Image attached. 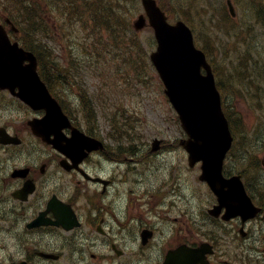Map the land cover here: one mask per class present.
I'll return each mask as SVG.
<instances>
[{
    "label": "flooded vegetation",
    "instance_id": "flooded-vegetation-1",
    "mask_svg": "<svg viewBox=\"0 0 264 264\" xmlns=\"http://www.w3.org/2000/svg\"><path fill=\"white\" fill-rule=\"evenodd\" d=\"M17 34L7 30L11 42ZM44 113L0 90V264H264V197L256 204L261 215L248 222H223L189 199L149 216L143 195L118 215L126 201L124 159L109 156L104 142L83 157L64 153L63 137L31 130ZM96 159L118 167L105 173Z\"/></svg>",
    "mask_w": 264,
    "mask_h": 264
},
{
    "label": "rangeland",
    "instance_id": "rangeland-1",
    "mask_svg": "<svg viewBox=\"0 0 264 264\" xmlns=\"http://www.w3.org/2000/svg\"><path fill=\"white\" fill-rule=\"evenodd\" d=\"M158 1L160 2V0ZM231 1L235 4L234 19L228 18L225 8L226 0H186L183 5H180L177 0H174L173 3L164 0L161 2V7L171 23L186 18V21L198 34L202 48L217 61L219 81L222 87L226 88L223 89L224 105L228 108L232 119L239 114L245 127L241 133L236 134V146L241 143L245 150L250 152L258 150L256 153L258 155L257 161L254 162V165L249 164V160L240 164L234 159H229L228 167H232V171H241L247 176L253 173L254 176L262 175L259 178H264V115L259 114L264 113V96L252 98L254 105L259 104L261 106L257 111L252 107L250 98L240 99L238 96L229 94L234 87H237L232 83L233 79L227 77L230 73L222 60L223 58L234 64L236 56L244 52L243 43L249 44L252 32L257 31L253 26V14L255 11L261 10V4L254 2L258 0ZM205 6L218 18L226 16L230 33L234 36L236 31H241L243 43H237L234 37L228 38L224 32H219L217 27L211 29V25L207 23L210 12H207V16H205L203 9ZM11 7H13V3L9 5V9ZM122 8H125V16L123 11L120 12L119 16L127 18L129 24L137 14L142 12L139 2L135 10L128 9L127 4L126 6L124 4ZM8 14L7 9L0 10V21L2 16ZM50 17L53 19L51 14ZM58 25L59 23L52 20L46 22L45 28L50 30L53 28L56 36L59 34L62 39L58 37L54 43L50 40L46 41L52 57L51 62H49L50 69L45 64V74L49 76L51 83H55V89L62 95L64 101L79 107L80 98L75 93L77 92L75 79L68 78L72 85L65 83V76L59 68L67 65L76 68L78 64H81V68H77L81 75L79 81L82 82L93 99L100 135L107 140L108 146H119L122 150L126 145L131 146L129 153L122 156L124 161L119 165L120 171L124 173L125 182L121 189L123 191L126 189V201L121 202L118 215L123 213L125 203L130 198L134 199L137 196L141 198L143 195L144 201H147L145 208L149 210V216L157 209L162 216L164 215L163 212H167L169 205L183 203L182 195L195 193L204 195L205 187L195 182L199 168L189 169L182 149L177 146V142L183 137V132L174 110L163 93V86L148 60L149 53L154 48L152 47L153 31L146 27L138 34L128 36V29H126L120 36H108L106 49L102 50L98 46V53L92 51L89 61H83L86 53L82 44L86 38V33L77 25L66 26L64 29L59 28ZM209 29H211L209 40H211L212 45L217 44L219 50L213 48L207 40V30ZM136 36H139L137 39L146 51V58L138 45L134 43ZM37 39L40 40V37L37 36ZM64 47L65 49H62ZM66 49L75 53L79 52V56H73V58L68 56L66 61L63 60ZM262 61H264V50L260 51L261 67ZM235 71H237V66H235ZM95 72H98L102 79L97 78ZM256 83L259 89L264 91V83ZM82 118L86 120L85 117ZM123 121L126 122L125 125H122ZM113 128L115 129L114 133H112ZM241 136L242 140L240 139ZM153 138L163 140L164 149L162 153L150 152L149 145ZM100 162L105 173H107V169H110V166L118 167L109 165L102 160ZM248 166L253 167L249 168ZM248 181L251 183L253 180L251 178ZM263 185L264 182L262 181L258 192L264 196ZM121 197L123 199V196ZM191 203L198 204L195 197H191ZM128 225L132 227L133 222H129ZM259 225L264 228V220ZM160 228H162L161 225ZM162 229L166 232L164 228ZM262 245H264V241H262Z\"/></svg>",
    "mask_w": 264,
    "mask_h": 264
},
{
    "label": "water",
    "instance_id": "water-1",
    "mask_svg": "<svg viewBox=\"0 0 264 264\" xmlns=\"http://www.w3.org/2000/svg\"><path fill=\"white\" fill-rule=\"evenodd\" d=\"M143 5L158 43L151 60L165 85V94L178 114L181 127L188 136L186 140H181V144L189 152L190 164L202 162L203 174L200 178L206 180L218 196L219 205L226 208L227 217H252L255 208L239 176L231 177L227 183L221 177L222 161L230 147L231 136L209 66L202 56L184 46L182 39L173 33V28L164 23V18L152 1L143 0ZM144 25L141 16L133 24L136 30ZM4 35L3 27L0 26V87H18L17 96L22 101L35 109L46 108L48 128L60 129L65 126L60 121L67 122V117L40 81L34 56L16 44L9 45L4 41ZM25 60L29 64L23 67L22 62ZM201 67L205 69V74H201ZM33 128L40 134L38 125H33ZM157 144V140L154 141V149Z\"/></svg>",
    "mask_w": 264,
    "mask_h": 264
},
{
    "label": "trees",
    "instance_id": "trees-1",
    "mask_svg": "<svg viewBox=\"0 0 264 264\" xmlns=\"http://www.w3.org/2000/svg\"><path fill=\"white\" fill-rule=\"evenodd\" d=\"M5 4H7V8L9 5L13 3V7L8 10L9 17L14 21V23L18 26L21 31H24V35L26 37L31 38L29 43V48H32L35 54L38 56V59L41 63L39 68V74L43 81L46 82L47 86L51 90V92L60 97L54 92L57 91L55 89L54 83H51L49 76H47L44 72L46 64L47 68L50 69L49 62H51V51L49 49L44 52L43 49L39 45L35 46V41L33 40L34 31L37 28H40L42 22V13L43 8L39 1L35 0H5ZM10 1V2H9ZM45 1L49 9L54 11L57 9L60 14L64 15L68 18H74L78 21L80 26L85 29L92 30V35H102L101 31H106L109 36L117 37L124 30L130 29V24L127 18H121L120 12H124L125 16V8H122L128 2H132L133 0H115L116 5L111 6L104 3L103 0H42ZM52 2V3H51ZM27 6H26V4ZM19 4V5H18ZM25 4V5H24ZM54 4V5H53ZM94 4V5H93ZM24 5V6H23ZM61 6V7H60ZM72 7V8H71ZM67 8V9H66ZM20 11V12H19ZM87 14L86 16H78V14ZM32 31V32H31ZM35 42V43H34ZM27 45V44H25ZM99 43L93 42L91 44V50H95L98 53ZM42 51V56H41ZM107 52V51H106ZM63 75L65 76V83L68 85H72L69 82L68 78L74 80L78 78L79 74L77 71V67L74 68L71 65L64 66L59 68ZM233 75V73L231 74ZM64 90V88H63ZM62 90V93H63ZM57 93H59L57 91ZM88 94L82 88L79 97L82 105L83 115L90 122L91 125L96 123V114L93 112V106L91 99L88 98ZM61 100V99H60ZM64 109H70L68 102L62 100L61 101ZM225 114L229 120L230 128L233 131V134L239 133L240 124L239 122L232 121L230 112L225 111ZM126 122L123 121L122 125H125Z\"/></svg>",
    "mask_w": 264,
    "mask_h": 264
},
{
    "label": "bare ground",
    "instance_id": "bare-ground-1",
    "mask_svg": "<svg viewBox=\"0 0 264 264\" xmlns=\"http://www.w3.org/2000/svg\"><path fill=\"white\" fill-rule=\"evenodd\" d=\"M9 2H10V1H9ZM51 3H52V2H51ZM25 4H26V3H25ZM25 4H24V5H25ZM18 5H19V4H18ZM24 5H23V6H24ZM53 5H54V4H53ZM93 5H94V4H93ZM26 6H27V4H26ZM60 7H61V6H60ZM11 8H12V7H11ZM71 8H72V7H71ZM66 9H67V8H66ZM179 10H180V9H179ZM177 11H178V10H177ZM182 11H183V10H182ZM19 12H20V11H19ZM173 14H174V13H173ZM195 18H196V17H195ZM201 44H202V43H201ZM78 56H79V55H78ZM54 84H55V83H54ZM65 88H66V86H65ZM65 91H66V90H65ZM76 99H77V98H76ZM61 101H62V100H61ZM72 104H73V103H72ZM1 105H2V104H1ZM260 107H261V106H260ZM263 109H264V108H263ZM263 118H264V117H263ZM128 119H129V118H128ZM262 133H263V132H262ZM263 134H264V133H263ZM259 135H260V134H259ZM240 139H241V138H240ZM242 139H243V138H242ZM256 146H257V145H256ZM248 148H249V147H248ZM97 165H98V164H97ZM253 165H254V164H253ZM248 167H249V166H248ZM250 167H253V166H250ZM250 167H249V168H250ZM96 168H98V167H96ZM251 169H252V168H251ZM251 169H250V171H251ZM253 169H254V168H253ZM255 170H256V169H255ZM257 170H258V168H257ZM257 170H256V171H257ZM254 172H255V171H254ZM250 173H251V172H250ZM250 173H249V174H250ZM256 174H257V173H256ZM258 176H259V175H258ZM260 176H262V175H260ZM260 176H259V177H260ZM263 182H264V181H263ZM260 185H261V184H260ZM263 186H264V185H263ZM260 187H261V186H260ZM260 190H261V189H260ZM263 190H264V189H263ZM262 195H263V194H262ZM261 208H263V207H261ZM94 211H95V210H94ZM106 211H107V210H106ZM96 212H97V210H96ZM247 222H248V221H247ZM101 224H102V223H101ZM206 226H207V225H206ZM106 227H107V226H106ZM258 227H259V226H258ZM260 227H261V226H260ZM205 228H206V227H205ZM249 231H250V230H249ZM213 234H214V233H213ZM158 241H159V240H158ZM211 244H212V243H211ZM246 247H247V246H246ZM235 249H236V248H235ZM222 250H223V249H222ZM229 254H230V253H229ZM222 255H223V254H222ZM222 255H221V256H222ZM219 257H220V256H219Z\"/></svg>",
    "mask_w": 264,
    "mask_h": 264
}]
</instances>
